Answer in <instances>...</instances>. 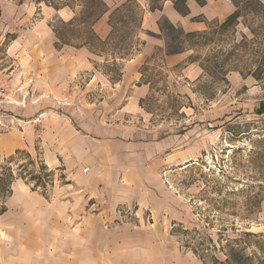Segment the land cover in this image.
I'll return each mask as SVG.
<instances>
[{"label":"crops","instance_id":"obj_1","mask_svg":"<svg viewBox=\"0 0 264 264\" xmlns=\"http://www.w3.org/2000/svg\"><path fill=\"white\" fill-rule=\"evenodd\" d=\"M97 2L101 10L89 22L83 17L88 0H0V49L10 60L0 65V84L18 94L15 101H0V156L39 153L43 167L53 174L61 166L65 180L54 198L52 192L47 197V187L38 191L29 181L11 180L0 202V264H204L191 249L169 246L162 234L167 220L177 218V206L163 198L160 183L167 157L159 152L165 145L124 140L122 128L98 121L94 112L79 110L72 123L74 115L58 113L53 105L63 104L62 95L84 73L90 85L115 86L96 66L94 44L111 37L110 19L128 2L142 8V46L124 63L118 86L103 97L107 116L136 109L146 87L133 84L126 94L127 88L142 77L145 56L169 45L165 29L190 34L212 24L235 25L241 6L255 2L264 9V0ZM78 23L86 26L88 39L62 31ZM169 49H163L162 63H186L185 50ZM24 89L27 100L25 94L19 98ZM118 203L135 210L133 222L112 226Z\"/></svg>","mask_w":264,"mask_h":264},{"label":"rangeland","instance_id":"obj_2","mask_svg":"<svg viewBox=\"0 0 264 264\" xmlns=\"http://www.w3.org/2000/svg\"><path fill=\"white\" fill-rule=\"evenodd\" d=\"M88 5L83 17L91 22L101 5L97 0H88ZM239 10L235 25L212 24L190 34L165 29L169 45L163 49L185 50L186 63L165 65L163 49H154L140 67L142 77L126 91L133 84L146 87L136 109L107 116L103 97L118 86L124 63L142 46V8L128 2L110 19L111 37L94 44L100 55L96 66L115 86L90 85L84 73L62 95L63 104L53 105L58 113L74 115L72 123L78 121L77 111L94 112L98 121L122 128L118 133L127 137L124 140L165 145L159 152L167 157L160 183L163 198L177 206V218L167 220L162 234L173 248L200 247L202 254L196 256L204 264H264V112H257L264 103V9L251 2ZM54 24L58 27L57 20ZM62 31L77 35L79 41L89 38L86 26L79 23ZM9 63L0 49V65ZM193 64L195 71L188 74ZM0 86L5 90L0 101H15V88ZM22 91L18 90L19 98L25 94L26 99L30 94ZM54 154L59 157L60 152ZM179 154V159L172 158ZM40 160L39 153L34 156L26 150L0 156L2 204L11 180L19 178L38 191L47 187V197L52 192L54 198V189L65 181L61 166L51 174ZM135 217V210L118 203L112 226Z\"/></svg>","mask_w":264,"mask_h":264},{"label":"trees","instance_id":"obj_3","mask_svg":"<svg viewBox=\"0 0 264 264\" xmlns=\"http://www.w3.org/2000/svg\"><path fill=\"white\" fill-rule=\"evenodd\" d=\"M257 112L258 113L264 112V103H260V105L257 109ZM191 250L194 252L195 255H198V256H200L202 254V251H203L200 247L192 248Z\"/></svg>","mask_w":264,"mask_h":264},{"label":"built area","instance_id":"obj_4","mask_svg":"<svg viewBox=\"0 0 264 264\" xmlns=\"http://www.w3.org/2000/svg\"><path fill=\"white\" fill-rule=\"evenodd\" d=\"M5 95V90L2 86H0V98Z\"/></svg>","mask_w":264,"mask_h":264}]
</instances>
